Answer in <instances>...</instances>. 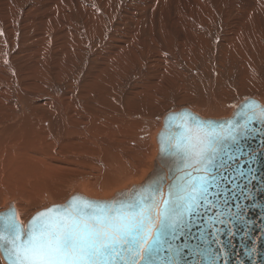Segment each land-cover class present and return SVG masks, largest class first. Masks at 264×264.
I'll list each match as a JSON object with an SVG mask.
<instances>
[{"label": "rangeland", "instance_id": "rangeland-1", "mask_svg": "<svg viewBox=\"0 0 264 264\" xmlns=\"http://www.w3.org/2000/svg\"><path fill=\"white\" fill-rule=\"evenodd\" d=\"M15 1L18 9L0 35V189H52L58 176L70 181L83 170L95 173L91 182L110 175L105 159L84 162L77 150L36 148L27 140L28 117L45 128L76 110L103 126L96 139L114 149L117 138L109 137L117 118L138 103L130 94L144 84L149 95L164 97L155 115L190 102L222 106L264 96V4L257 0H179L178 12L164 0ZM234 10H251L253 21L241 25ZM25 16L37 18L30 30ZM101 68L105 88L92 77ZM83 127L92 130L89 123L75 126ZM45 203L22 209L30 216Z\"/></svg>", "mask_w": 264, "mask_h": 264}, {"label": "snow or ice", "instance_id": "snow-or-ice-1", "mask_svg": "<svg viewBox=\"0 0 264 264\" xmlns=\"http://www.w3.org/2000/svg\"><path fill=\"white\" fill-rule=\"evenodd\" d=\"M236 107L226 124L191 110L167 114L159 136L162 170L109 202L74 194L27 223L10 205L0 212L7 264H227L220 237L234 236L231 226L245 219L241 181L252 178V169L244 170L251 161L244 142L264 136V103ZM257 121L259 128L252 126Z\"/></svg>", "mask_w": 264, "mask_h": 264}, {"label": "bare ground", "instance_id": "bare-ground-1", "mask_svg": "<svg viewBox=\"0 0 264 264\" xmlns=\"http://www.w3.org/2000/svg\"><path fill=\"white\" fill-rule=\"evenodd\" d=\"M164 1L175 12L182 10L181 5H177L179 0ZM257 1L264 4V0ZM15 3V0H8L7 3L0 7V35L2 37L4 36L5 31L3 21L10 20L12 15L18 9ZM157 3H159V1H156V4ZM254 6H260V4L256 2ZM250 11L251 10H234L232 16L241 25H246L247 22L253 21V18L248 15ZM36 22L37 18L25 16L22 25L25 30H30ZM45 42L47 44L50 42L48 36L45 39ZM123 42V37H119L118 46H121ZM116 57L117 53H115V56L109 60L108 64H110ZM108 64H106V68H108ZM104 70L105 69L101 68L92 75L94 79L103 83V85L99 84L103 88L106 87L103 81ZM149 88V84H144L131 92L130 98L137 99L138 103L118 116L117 132L111 134L109 137L110 139L117 138V148L114 149H107L103 146L102 142L96 139L101 133L103 126H94L89 118L82 119L76 110H74L72 114L71 109L69 112L72 114L71 116L61 113L59 118H57L51 125L45 127L49 130L47 132L45 131L44 126L40 125V122L28 117V121L33 125L27 130L31 136L27 137V140H33L36 148L42 149V147H44L53 150L61 147L64 149L69 148L71 150H77L78 155L83 157L82 161L84 162H88L87 158L100 162L105 159L107 162H110L109 164L112 166L111 172H109L110 175L108 177L97 179L94 182H91L90 175L95 173L91 171H79L70 181H66L64 176H58L57 184L54 188L47 189L45 186L41 188L35 187L31 193L17 187H5L4 189H0V212L5 211L10 205L14 204L18 210L19 218L27 223L36 212L52 207V205H62L74 194H84L93 199H110L115 196L116 193L124 189H129L133 185L143 184L154 173H159L163 168V162L160 158L159 136L165 126L166 113L171 111V109L155 115L154 113L158 110H162L161 108L165 100L162 101L164 97L161 96L149 95ZM256 97L264 103V96ZM243 99L244 98L235 100V102L232 100L230 102L226 101L222 106H214L215 104H208L209 106H205L194 102L193 103L196 105H193L191 104L192 102H190V105H186L185 107L194 113H198L202 117L219 118L230 115L236 105ZM67 101H71V97H67ZM181 101L185 102L190 100L183 97ZM180 107L174 108L172 111L178 110ZM80 122L89 123L92 130L90 131L88 127L75 128ZM90 150H94L95 153L90 154ZM101 150L106 151V153L102 155ZM111 155L116 156L112 162L110 161L112 160L110 159ZM100 156H103V158ZM105 167L107 166L105 165ZM163 170L166 171V169ZM43 179H45V177H43ZM70 185L72 191L69 193L68 190L70 189ZM36 191L39 192L38 195L36 194ZM44 202L46 203L33 210L30 216H27L22 209V205L25 204H38L40 206V204H43ZM0 264H7L2 253H0Z\"/></svg>", "mask_w": 264, "mask_h": 264}, {"label": "water", "instance_id": "water-1", "mask_svg": "<svg viewBox=\"0 0 264 264\" xmlns=\"http://www.w3.org/2000/svg\"><path fill=\"white\" fill-rule=\"evenodd\" d=\"M246 100L262 103L258 98L250 96L244 98L237 105H241ZM180 110L190 109L182 107L178 110H171L166 113V116L171 112H178ZM238 110L239 109L235 107L230 115L224 117L203 118L212 124H226L228 120L233 118L234 113ZM252 126L257 128L260 127L258 121ZM262 140H264V136L256 133L250 135L244 142L246 153L251 154V161L245 166L244 170L247 172L250 167L252 169V178L241 181L242 187L244 184H247L245 192L248 194V199L245 200L241 197L239 200V203L245 206L243 209L245 219L243 221H236L234 225L231 226L232 231L235 233L234 236H229L227 232L224 231L220 237L226 245L225 248L220 249L221 261H223L226 254L227 264H264V146L261 144ZM231 187H234V185ZM83 196L88 197L84 194ZM94 200L99 202L110 201V199L107 198ZM217 227L226 229L229 226L218 224ZM245 233L247 234L245 235ZM229 241L231 242L229 243Z\"/></svg>", "mask_w": 264, "mask_h": 264}]
</instances>
